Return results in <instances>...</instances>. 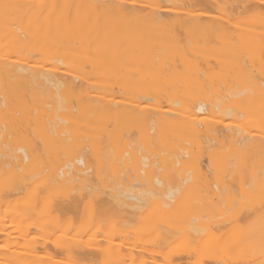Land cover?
I'll return each mask as SVG.
<instances>
[{
  "label": "bare ground",
  "instance_id": "obj_1",
  "mask_svg": "<svg viewBox=\"0 0 264 264\" xmlns=\"http://www.w3.org/2000/svg\"><path fill=\"white\" fill-rule=\"evenodd\" d=\"M261 1L0 0V119L4 122L8 118V126L13 119L14 125L24 129L38 123L48 126L45 129L50 134L44 128H38L43 132L35 128L45 137V141L37 143L39 148L35 140L41 136H36L34 144L25 137L26 143L22 144L23 137L20 135L19 140V135L14 133L20 143L15 139L16 143L11 144L8 138L14 130L7 134L10 136L5 141V123L2 126L5 129L1 127L0 175L7 170L14 179L11 183L7 180L9 183L0 184V264H91L96 258L104 264H128L127 261L159 264L154 260L147 262V258L137 263L139 258L132 254L140 250H136L139 243L134 244L136 248L133 245L136 241H132L130 247L125 245L130 238L125 243L115 242V237L126 238L131 234L126 226L130 220L123 216L125 226L122 229L114 226L120 230L108 231L103 219L108 215L104 217L103 214L108 213L109 208L115 212L112 214L115 219L118 217L116 211L120 216L129 213L135 218L146 210L159 212L150 224L152 232L156 233L155 239L150 241V252H146L149 244L145 247L147 250L138 251L147 253V257L161 248L190 240V244L188 241L189 245L186 244L188 248L185 246L186 250L177 252L166 264H182L184 259H197L204 253L201 264H235L232 257L238 251L249 257L242 264L251 261L255 264L257 260L264 264V241L260 239L264 236L261 233L259 238L258 232L255 233V229L260 232L259 225L264 223V217L259 219L264 215V202L241 212L244 217L235 215L236 220L245 216L256 220L260 214L256 220L260 221L259 225L256 223L258 228L252 221L236 240L204 239L201 242L200 239L203 232L219 230L233 218L226 217L231 213L228 212L227 219L220 217L219 222L217 218L215 222L213 215L217 213L211 211L221 204L227 208L234 203L236 195L232 192V182L237 172L241 175L246 171L247 178L250 176V180L242 184H246L247 196L253 190H264V166L260 165L264 160V129L261 135L255 133L264 127V54H260L264 51V1ZM169 4H178L179 8L184 5L190 13L187 9L178 11L177 6V11L171 10L173 7L167 8ZM198 8L203 11L198 13ZM212 10L217 14H210ZM170 13L175 14L171 17ZM247 15L259 21L256 26L263 32L260 28L255 31V20L251 18L252 27L249 21V27L245 26L246 21H240L244 23L240 26L236 24ZM200 28L206 29L207 34L201 36ZM144 30L146 35L141 33ZM196 37L199 41L193 39ZM252 53L258 54L259 57H252L259 60L252 58L251 61ZM243 56H249V60L244 58L245 62ZM255 60L260 62L254 63ZM28 102L33 104L32 108H28ZM255 104L258 108L254 113H259L258 109L262 112L248 117L252 111L249 106L255 107ZM14 106L25 111H16ZM12 107L18 112L15 116ZM78 127L83 128L84 133ZM17 130V133L22 132ZM139 140L146 148L140 146L143 144ZM142 148L145 153L140 152ZM252 156L262 160H252ZM51 158H55L54 161L48 162ZM36 166L43 170L29 172L30 167L36 170ZM219 169L221 173L226 172L227 180H220L216 175ZM209 170L216 176L210 175ZM111 172L113 179V175L109 176ZM40 175L45 178L42 188L38 187L41 191L36 193L37 190L29 188H35L33 185ZM76 179L78 183L75 184ZM142 183L149 189L136 188ZM98 185L109 193H105L108 200L106 197L107 201L100 202L94 209L95 219L92 214V222L84 218L88 222L86 225L82 219L84 227L80 220L83 228L79 225L80 231L72 232L71 236L68 232L59 233L75 226V221L66 220L65 216L76 212L85 195H94ZM57 186L66 187V193L70 189L69 193L73 191V194L55 205L51 202L56 199H49V196ZM26 189L34 193L28 198L29 202L21 199V207L15 201L17 204L13 206L18 207L11 208L13 199ZM66 193L64 195H69ZM237 201L234 204H238ZM192 202L198 204L195 210L182 215V209ZM45 203H49L47 208ZM210 216L212 218H208ZM205 218L212 220L209 222ZM93 221L95 227L97 224L101 230L105 227L100 239L104 247L84 245ZM12 229L17 237L12 235ZM114 229L112 227L111 231ZM32 231L34 234L40 232L41 244L37 237L30 238L34 236ZM252 232L257 236L253 237ZM248 237L259 240L250 241ZM245 238L251 243H246ZM124 249L132 253L126 254ZM220 252L228 257L221 259ZM57 254L64 255L63 261H58ZM240 258L236 259V264ZM45 259L50 262L44 263Z\"/></svg>",
  "mask_w": 264,
  "mask_h": 264
},
{
  "label": "rangeland",
  "instance_id": "obj_2",
  "mask_svg": "<svg viewBox=\"0 0 264 264\" xmlns=\"http://www.w3.org/2000/svg\"><path fill=\"white\" fill-rule=\"evenodd\" d=\"M127 1H133V0H127ZM257 1H259V0H257ZM260 1H261V0H260ZM263 1H264V0H262L261 2H263ZM165 5H166V4H165ZM174 6H175V8H176V6H177V8H179V7H178V4H175V5L173 4L172 6H170V4H169V7H167V8L171 9L172 7L174 8ZM179 6H180V5H179ZM181 6H182V8L180 7V8L178 9V11H180V9H182V10H183V9H184V10L187 9L186 6H184V5H181ZM165 7H166V6H165ZM170 7H171V8H170ZM183 7H185V8H183ZM173 8H172L171 10L177 11V8H176V9H175V8L173 9ZM196 9H197V8H196ZM187 10H188V9H187ZM187 10H186V12L189 14V13H190V12H189L190 10H188V11H187ZM200 10H202V9H200ZM200 10H199V8H198L197 12H198V11H199V12H202V11H203V10H202V11H200ZM215 10H216V9H215ZM212 11H213V10H212ZM191 12H193V11L191 10ZM199 12H198V13H199ZM194 13H196L195 10H194ZM209 13H210V14H214V13H216V12H214V11H213V12L209 11ZM171 14H173V16H174L175 13H170V15H171ZM216 14H217V13H216ZM167 15H169V14H167ZM170 15H169V16H170ZM182 15H183V14H182ZM173 16L171 15V17H173ZM180 16H181V15H180ZM183 16H184V15H183ZM238 18H239V17H238ZM242 18H243V20L239 19L238 21H239V22H240V21H244V23H245V21H246L247 24H245V26L247 25L248 27L250 26L249 22L252 24L251 20L254 19V18H252L251 16L249 17L248 15H247V16H242ZM249 18H251V20H250ZM236 20H237V19H236ZM254 20H255V19H254ZM254 20H253V21H254ZM238 21H237V22H238ZM247 21H249V22H247ZM239 22L236 23V24H239V26H240V24H242V25L244 24L243 22H240V23H239ZM236 24H235V25H236ZM248 24H249V25H248ZM253 24H255V25H254V26H255V31H256L257 29H258L257 31H259V28H260V27H258V26H259V21H258V23H257L256 20H255V22H253ZM253 24L251 25V27L253 26ZM257 24H258V26H256ZM247 26H246V27H247ZM196 29H197V28H196ZM196 29H193V30H196ZM202 29H203V28H202ZM197 30H198V29H197ZM204 30H205V31H204ZM204 30H201V28H200L199 32H200L201 36L207 34V33H205L207 30H206V29H204ZM260 30H262V28H260ZM145 31H146V30L142 31L141 33H142V34H145V33H146ZM147 31H148V30H147ZM202 31H204L203 34L201 33ZM257 31H256V32H257ZM149 32H150V30H149ZM207 32H208V31H207ZM260 32H261V31H260ZM262 32H263V30H262ZM139 33H140V32H139ZM192 33H194V32H192ZM195 33H196V32H195ZM147 34H148V33H147ZM197 34H198V36L200 35V34L198 33V31H197ZM197 34H196V35H197ZM256 34H257V33H256ZM258 34H259V32H258ZM145 35H146V34H145ZM145 35H144V36H145ZM192 35H194V34H192ZM192 35H191V36H192ZM196 35H195V36H196ZM259 35H260V34H259ZM227 36H228V35H227ZM227 36H226V37H227ZM192 37H193V36H192ZM192 37H191V38H192ZM226 37H225V38H226ZM256 37H258V36L256 35ZM225 38H224V39H225ZM193 39L196 40L197 37H196V38H193ZM226 39H227V38H226ZM253 39H255V38H253ZM257 39H258V38H257ZM197 40L199 41V39H197ZM126 44H128V43H126ZM126 44H124V47L126 46ZM130 44H131V43H130ZM127 46H128V45H127ZM128 48H129V47H128ZM128 48H127V49H128ZM131 48H132V46H131ZM129 49H130V48H129ZM262 52H263V54H264V51H261L260 54H262ZM252 54H253V53H252ZM252 54H251V56H250L251 58H249V59H252V58H253L252 56H258V57H259V55H258L257 53H256L257 55H254L255 53H254L253 55H252ZM245 56H246V55H245ZM262 56H263V55H262ZM248 57H249V56H247V58L243 56L242 59L246 58L247 61H248V60H249ZM258 57H257V58L254 57V58H255L256 60H259ZM254 58H253V59H254ZM253 59H252L251 61H253ZM262 59H263V58H262ZM244 60H245V59H244ZM256 60H255L254 63H256V62H260V61H256ZM260 60H261V57H260ZM263 60H264V59H263ZM247 61L245 60V62H247ZM255 65H256V64H255ZM257 65H258V63H257ZM262 65L264 66V64H262ZM259 66H260V65H259ZM257 67H258V66H257ZM262 68H263V67H262ZM260 69H261V68H260ZM263 69H264V68H263ZM242 77H243V79H245V78H244L245 76H242ZM237 78H239V77H237ZM246 80H247V78H246ZM239 81H240V80H239ZM243 82H244V81H242V83H243ZM240 83H241V82H240ZM245 83L247 84V82H245ZM245 83H243V84H245ZM26 99H27V101H31V100L29 99V97H26ZM31 102H32V101H31ZM31 102H28V108H29V107L32 108V105H33V104H32ZM142 103H143V102H142ZM146 103H147V102H146ZM143 104H145V102H144ZM256 105H257V104L254 105L255 107H253V106H249V107H251V110H252L253 112H252L250 109H247V107H246V109H247L248 111L250 110V111L252 112V113L249 112V115H250V116H248V117H251V116L253 117L254 115H259V114L262 112L260 109H258V112H259V113H256V114L254 113V111L258 108V106L256 107ZM15 106H17V105H15ZM15 106H14V108H16V111L19 110V112H21V113L25 111V110H22V111H21L20 108L15 107ZM25 106H26V105H25ZM259 106L261 107L262 105H259ZM26 107H27V106H26ZM26 107H24V108H25V109H28V108H26ZM262 107H263V109H264V106H262ZM12 108H13V107H12ZM12 108H11V109H12ZM14 108H13V111H15ZM255 108H256V109H255ZM22 109H23V108H22ZM242 109H245V106H243ZM263 109H262V110H263ZM16 111H15V114H13L14 116L17 115V113H18V112H16ZM263 111H264V110H263ZM256 112H257V110H256ZM19 114H20V113H19ZM18 116H19V115H18ZM7 119H8V118H7ZM7 119L5 120L6 122H5V121L3 122V120L0 119V131H2L3 127H6V136H7V134H10L11 131L14 130V131H12L13 134H10L12 137L14 136V137H13L14 139H13L12 137H9V138H8V136H10V135H8L7 137H6V136L4 137V138H6V139H4L5 141L7 140V138H8L9 140L11 139L10 141L7 140L8 143H11V144H12V143L14 144V143H16V142H17V144L20 143V142L17 141V140H18V136L16 137V135H14V133L17 134V135H19V140H21L22 137H23L22 139H24V138L26 137V138H25L26 140H28V139L30 138V139H31V140H30L31 143H33V144H34V139L37 138L38 135L41 136V137H38V138L35 140V144H36V145H37V143H38V144H41V142L45 141V137H44V136L42 137V133L39 132L41 129L39 130L38 128H42V129L44 128L43 130H46L45 128H47L48 126H47V127L42 126V125L40 126V125H38V123H37L36 125H34V124H33V125L30 124V125H32V126H29V125H28V127H30V128L27 127L26 129H24V127H21V126H19V128H18V127H17L18 125H14V123L16 124V122H15L13 119L10 120V121H12V122H11L12 124L9 123V126H8L7 123L9 122V120L7 121ZM13 122H14V123H13ZM240 122H241V121H240ZM1 123H2V124H1ZM3 123H5V125H4ZM3 125H4V126H3ZM10 125H13L14 127H13V126H10ZM2 126H3V127H2ZM7 126H8V128H10V132H7V131L9 130V129L7 128ZM1 127H2V129H1ZM119 127H120V126H119ZM119 127H117V128H119ZM31 128H33V129H31ZM35 128H37L39 131H37V129H35ZM4 129H5V128H4ZM4 129H3V130H4ZM17 129H19V132H20V131H22V132L17 133V132H18ZM29 129H30V130H29ZM47 129H48V128H47ZM78 129H79V131H81V130L83 131V128L80 129V128L78 127ZM85 129H86V128H85ZM85 129H84V130H85ZM259 129H261V130H259L260 132H258V131L256 132V131H255V133L261 135V134H262L261 131H262V129H264V127L261 126V128H259ZM15 130H16V131H15ZM26 130H27L28 133H27V132H24V131H26ZM43 130H41V131L43 132ZM72 130H73V129H72ZM74 130H75V129H74ZM74 130H73L74 133H79V131H78L77 129H76L75 131H74ZM86 130H87V129H86ZM86 130H85V131H86ZM89 130H90V129H89ZM116 130H117V129H115V132H116ZM123 130H124V129H123ZM123 130H121V132H122ZM33 131H34L35 133H34ZM46 131H47V130H46ZM48 131H49V130H48ZM48 131H47V134H49ZM70 131H71V130H70ZM91 131H92V130H91ZM2 132H3V131H2ZM29 132H30V133H29ZM112 132H114V131H112ZM118 132H119V131H118ZM118 132H117V133H118ZM121 132H120V133H121ZM4 133H5V131H4ZM25 133H27V134H25ZM39 133H40V134H39ZM83 133H84V131H83ZM86 133H87V131H86ZM124 133H125V132H124ZM23 134H25V135L23 136ZM30 134H31V135H30ZM34 134H36V135H34ZM2 135H3V134H1L0 136H2ZM20 135L22 136L21 138H20ZM43 135H44V134H43ZM45 135H46V133H45ZM49 135H50V134H49ZM118 135H120V134H118ZM36 136H37V137H36ZM116 136H117V135H116ZM32 137H33V139H32ZM1 138H2V137H1ZM27 138H28V139H27ZM43 138H44V140H43ZM15 139H16V142H15ZM25 139L23 140L24 142H23V141L21 142L22 144H23V143H26V142H25ZM141 139H142V137H141ZM145 139H146V137H145L143 140H145ZM12 140H13V142H11ZM32 140H33V142H32ZM39 140H40L41 142H40ZM139 141L141 142V140H139ZM39 142H40V143H39ZM46 142H47V141H46ZM140 142H137V144L140 145ZM145 142H146V141H145ZM0 144H1V143H0ZM6 144H7V142H5V144H3V145L5 146ZM11 144H9V145H11ZM90 144H91V143H90ZM141 144H143V143L141 142ZM144 144H145V143H144ZM144 144H143V146H142V145H140V146L146 148V145L144 146ZM91 145L94 147L93 143H92ZM91 145H90V146H91ZM14 146H15V145H14ZM37 146H38V145H37ZM39 146H40V145H39ZM39 146H38V147H39ZM92 146H91V147H92ZM98 146H99V145H98ZM91 147H90V148H91ZM96 147H97V146H96ZM141 147H140V148H141ZM39 148H41V147H39ZM86 148H87V150H88L89 146L86 147ZM145 148L140 149V152L145 153ZM92 149H93V148H92ZM94 149H95V148H94ZM96 149H97V148H96ZM39 150H42V149H39ZM88 151H90V150H88ZM88 151H87V153H88ZM91 151H92V150H91ZM39 152H40V151H39ZM92 152H93V151H92ZM40 153H42V151H41ZM51 155H53V156L55 157V154H51ZM239 155H241V154H239ZM42 156L44 157V155H42ZM53 156H51V157H53ZM241 156H243V155H241ZM43 157H42V158H43ZM48 157L50 158V156H48ZM56 157H57V155H56ZM56 157H55V158H56ZM59 157H61V156H59ZM253 157H254V156H252V158H253ZM45 158H46V156H45ZM55 158H53V159H55ZM248 158H249V157H248ZM254 158H256V157H254ZM254 158H253L252 160H255ZM262 158H264V157H262ZM53 159L51 158L50 161H49V159H48V162H52V161H54ZM39 160H41V157L39 158ZM42 160H43V159H42ZM260 160H262V159H260V158L257 157V160H255V161H260ZM35 162H36V161L34 160L33 163H35ZM37 162H40V161H37ZM204 162H207V161L205 160ZM260 162H261V163H260ZM260 162H259L260 165H263V166H264V160H262V161H260ZM262 162H263V163H262ZM13 163H14V162H13ZM252 163H253V162H252ZM257 164H258V162H256V164L253 163V165H255V166H258V165H259V164H258V165H257ZM15 165H16V164H15ZM33 165H34V164H33ZM36 167H37V166H36ZM38 169H39V170H40V169L43 170V168L40 167V166H39V168L37 167L36 170H35V168H34V170H33L32 167H30L28 170H29V172H31V171H32V172H37ZM117 170H122V169H121V168H118ZM221 170H222V169H219V171H218V170L215 171V172H218L216 175L220 178V180H221V179H224V178L226 179V172L223 171V172L221 173ZM210 171H211V170H209V172H208L209 174H210ZM39 172H40V171H39ZM112 172H113V171H112ZM112 172H111V173H112ZM117 172H118V171H117ZM211 172H212V171H211ZM245 172H246V171H245ZM245 172H244V173H245ZM40 173H42V172H40ZM113 173H114V172H113ZM113 173L109 175V176L113 175V176H112V179H113V177H114V174H113ZM223 173H225V176H223V175H224ZM244 173H242L241 175H238V174H240V172H237V173H236V176H235V178H234V181H235V182H232V184H233V185H232V186H233L232 188H233V189L230 187V188L232 189V192L235 193L234 195H236V196H235L236 198H235L234 203H236V201L238 200L239 202L237 201V203H238L239 205H238V204H234V203H232V204L230 203V204L228 205L229 207L227 206V208H226V206H223V207H222V204H221L220 206H218V209H217V208H216L215 210L212 209L213 211H211V212H213L214 214H215V211H216L217 214H215V215L210 214L211 216H212V215L214 216L213 219L215 218V222H216L217 219H218L217 222H219L220 217H221V218L224 217V218H222L223 220H224V219H227L226 217H228L229 220L231 219V217H233V218L231 219V221H228L229 223H228L227 225L225 224V227H223V228H221V229H219V230L213 229V230H209V231H207V232H203V233L201 234L202 236H200L201 242H202L204 239H208V240H217V241H218L219 239H220V240H221V239H224V240H226V241L236 240V238H238V237H240V236L242 235V232L244 231V229L246 230V229H247V226H250V225H251L252 221L255 222V225H256V226H257V224H258L257 222H260V221H256V220H258L257 218H259V217L261 216L260 214H259V216H258V215L256 216V220H253V219L250 220V219H247L246 216H245V218H243L245 214L243 215V214L241 213V212L244 213V212L246 211V209L248 210V208L251 207V205L256 206L257 204L259 205V203L261 204V203L264 202V190H261V189H263V188L259 189V190H261V192H260L259 190H258V191L253 190V192H252L250 195H248L249 197L245 194V192L247 191V190H246L247 188L245 189L244 185L246 186V184H244V185H242V184H243V183H246V180H248V179L250 180V176H249V178H247L248 175H246V174H244ZM81 174H82V173H81ZM148 174H151L150 171H149ZM212 174H213V176L215 175L214 172H212L210 175H212ZM247 174L250 175V173H247ZM82 175L85 176L84 173H83ZM86 175H87V174H86ZM89 175H90V174H89ZM115 175H116V174H115ZM119 175H121V174L119 173ZM145 175H146V173H145ZM145 175H144V176H145ZM216 175H215V176H216ZM237 175H238V176H237ZM144 176H143V177H144ZM151 176H152V174H151ZM153 176H154V175H153ZM41 177H42V176L40 175V177L38 176V178H36V179H37V180H36L37 183L35 182V185H33V186H35V188H34V187H33V188L30 187L29 189H32V191H34V192L37 190L36 193H37L38 191H41L40 189L38 190V187L41 186V188H42L43 180H44V178H45L44 176H43L44 178H43V177L41 178ZM88 177H89V176H88ZM147 177H148V176H147ZM39 178H40V179H39ZM77 178H78V176H77ZM114 178H115V177H114ZM153 178H154V177H153ZM155 178H156V176H155ZM155 178H154V179H155ZM227 178H228V177H227ZM13 179H14L13 175L10 174V172H7V170H5V172H4V173H1V175H0V184H6V182L9 183L8 181H10V183H11V182H13ZM78 179H79V178H78ZM78 179H76L77 181H75V184L78 183ZM143 179H144V178H143ZM146 179H147V178H146ZM146 179H145V180H146ZM151 179H152V177H151ZM225 179H224V180H225ZM7 180H8V181H7ZM41 180H42V181H41ZM145 180H144V181H145ZM226 180H227V179H226ZM249 180H248V181H249ZM5 181H6V182H5ZM34 181H35V180H34ZM144 181H143V182H144ZM147 181H148V180H146V182H147ZM149 181H150V179H149ZM151 181H153V180H151ZM151 181H150V182H151ZM248 181H247V183H248ZM37 184H38V185H37ZM239 184L243 187L242 190H245L244 193L241 191V192H242V195L239 194V193H241V192H240L241 188H240ZM144 185H145V183H144ZM144 185H143V183H142V186L137 185L136 188H137V189H141V188L143 187V188L146 189L148 186H145V187H144ZM36 186H37V187H36ZM98 186H99V185H98ZM100 186H101V185H100ZM100 186H99L98 188L101 189L102 186H101V187H100ZM62 187H63V188H61V186H57V188H61V189L58 190L57 188H54V189L50 192L52 196L50 195V196H49V199H52V198H53V200L56 199V200L54 201V203L51 202L52 204H55V205H56L57 202L63 203V201H64L63 199L65 198V196H70V195L72 196V194H73L72 192H73V191H72L71 194H70V193H69V192H70V189L68 188L69 190H68V192L66 193L67 188L65 187V188H66V190H65L64 186H62ZM238 187H239V189H238ZM98 188L95 189V191H94V195H92V193H89V192H88V193L91 194V196H90V195L88 196V194L85 195L86 198H83L82 204L78 207L79 209H78L76 212L73 211V212H71V213H68V214L65 216V217H66V220H68V219H70V218L73 219V220L75 221V226H74V224H73V227L71 226V229L67 230V229L64 228V229L60 230L59 233L62 232V233H65V234H66V233L68 232V235L71 236L70 234H73L75 231H80L78 228L81 229V227L84 225V222H85V225H86V223H88L87 221L89 220L90 217H92V216H90L91 214L93 215V217H94V219H95V217H96V215H97V212H96L95 210L99 207L100 202H102V201H105V202H106V201L108 200V197H107L106 195L109 193V192H108V191H109L108 189H105V188L102 187V189H104V190H102V189L100 190V189H98ZM143 188H142V189H143ZM29 189H26L25 192H24V190H23V192L21 193V195H19L18 197H15V200L12 198V199H13V202L11 203V204H12V205H11V208H13V207L17 208V207L20 206L21 204L23 205V202H24V201H28V202H29V199H28V198H31V197H32L31 195L34 194L33 192H32V194H31V190H29ZM142 189H141V191H142ZM147 189H149V187H148ZM236 189H237V190H236ZM107 190H108V191H107ZM143 190H144V189H143ZM26 191H27V192H26ZM64 191H65V192H64ZM52 192H53V193H52ZM101 192H102V193H101ZM103 192H104V193H103ZM106 192H107V194L105 195ZM255 192H256V193H255ZM25 193H26V194H29V195H26V196H25ZM50 193H49V194H50ZM59 193H62V194H59ZM65 193H66V194H69V195H64ZM254 193H255V194H254ZM260 193H261V194H260ZM99 194H101V195H99ZM243 194H245V195L243 196ZM257 194H258L259 196H258ZM60 195H61V196H60ZM103 195H104V196H103ZM234 195H232V196L234 197ZM20 196H21V197H20ZM55 196H56V198H55ZM92 196H93V197H92ZM58 197H59V198H58ZM106 197H107V200H106ZM237 197H238V199H237ZM262 197H263V199H262ZM16 198H17V199H16ZM25 198H26V199H25ZM91 198H92V199H91ZM241 198H242L243 200H242ZM249 198H250V199H249ZM21 199L23 200V202H22ZM27 199H28V200H27ZM84 199H85V200H84ZM86 199H87V200H86ZM258 199H259V200H258ZM260 199H262V200H260ZM17 200H18V201H17ZM92 200H93V201H92ZM15 201L18 202V204H17ZM19 201L22 202V203H20ZM50 201H52V200H50ZM258 201H260V202H258ZM55 202H56V203H55ZM64 202H65V201H64ZM244 202H245L246 204H245ZM256 202H257V203H256ZM13 203H14L15 205L17 204L18 206H17V207H16L15 205L13 206ZM60 203H58V204H60ZM240 203H241V204H240ZM45 204H46V206H45ZM45 204H44V206L47 208V204H49V203H45ZM22 205H21V206H22ZM82 205H83V207H81ZM196 205H198V204H197V203H193V202H192L189 206H188V204H186L187 207H186L185 209H182V215H183V214L186 215L187 212L189 213L190 211L193 212V210H195V209H193V208H194ZM232 205L234 206V208H232V207H233ZM241 205H242V206H241ZM12 206H13V207H12ZM21 206H20V207H21ZM44 206H43V207H44ZM94 206H95V207H94ZM238 206H239V207H238ZM240 206H241V207H240ZM45 207H44V208H45ZM150 208H151V207H150ZM229 208H230V210H229ZM41 209H42V207H41ZM94 209H95V210H94ZM111 209H112V208H109V211H110V212L107 211L109 214L106 213V212H104V214H103L104 217L108 215L107 217H105L106 219L103 218V216H102V218L104 219V224H105L104 226H105V227L107 226V230H108V228H109L108 231H110V232H113V231H114V232H115V229H116L117 227H119L120 229H122V228L125 226L124 223H123V222H124L123 220H124L125 217L122 218L123 216H127V218H129L130 221H135V222H130L129 220H127V222L129 221V223L131 224V225H130V224H126V226H128V227H129V230L131 231V234H130V235H128L126 238H125V237L122 238V237H120V236H118L117 238L115 237V240H116V241H115V240H114V241H115V242H118V241H119V242H123V243H125L124 241H125L127 238H130V239H127V240H126V244H125L126 246L130 247V246H132V245H130V244H132L131 242H132V241H136V243H133V245L139 243V244H137V247H138V248H136V246L134 245L135 248H136V250H138V249L142 250V249H145V247H147V245L149 244V251H148L147 249H145V250H147L146 252H150V249L152 248V247H151V243H150V241H151L152 239L154 240L155 237H156V236H155L156 233L152 232L153 229L151 230V227H152V226L150 227V224H151V225L153 224V223H151V222H153L152 220H153L156 216L158 217L157 213H159V212H158V211H155L154 209H152V210H148V211H147L146 208H144L146 211L142 212V215H140L141 213L139 214V215L141 216L142 219L140 218V216H139L138 214H137V215H138L139 217L136 215V216L138 217V219H137V217L135 218V217H133V216H134L133 214H130V215H129V213H122L123 215L120 216L121 213L119 214V213H117L116 210H114V211H116V215L118 214V217L115 216V217H117V219H115L114 216H113V215L115 214V212H113ZM147 209H149V208L147 207ZM192 209H193V210H192ZM226 209H228L229 211L226 210ZM234 209H235V210H234ZM238 209H241V210H239L241 214L237 211ZM244 209H245V210H244ZM91 210H92V211H91ZM93 210H94L96 213H95ZM233 210H234V211H233ZM222 211H223V212H222ZM236 211H237V212H236ZM93 212H94V214H93ZM145 212H146V213H145ZM192 212H191V213H192ZM228 212H231V213L229 214ZM233 212H234V213H233ZM179 213H181V211H180ZM218 213H219V214H218ZM224 213H225V214H224ZM227 213H228L229 215H228ZM235 213H239V214H235ZM112 214H113V215H112ZM124 214H125V215H124ZM189 214H190V213H189ZM226 214H227L228 216H226ZM233 214H234V215H233ZM94 215H95V216H94ZM128 215H129V216H128ZM131 215H133V216H131ZM235 215H239V216H242V215H243V217H242V218H241V217L239 218V216H236V217L239 218V220H238V219L236 220ZM99 216H100V214H99ZM119 216H120V217H119ZM211 216L208 217V218H212ZM215 216H216V217H215ZM217 216H218V217H217ZM225 216H226V217H225ZM251 216H252V215H251ZM130 217H132V220H131ZM157 217H156V218H157ZM263 217H264V215L261 216L259 219H262ZM84 218H86L87 221L84 220ZM112 218H113V219H112ZM216 218H217V219H216ZM248 218H249V217H248ZM254 218H255V217H254ZM64 219H65V218H64ZM82 219H83L84 221H83ZM90 219H91V218H90ZM135 219H136V220H135ZM140 219H141V220H140ZM205 219H206V218H205ZM233 219H235V220H233ZM80 220H81V225H82V221H83V225H82V226L79 224ZM92 220H93V219H91V220H89V221L92 222ZM110 220H111V221H110ZM116 220H117V221H116ZM125 220H126V218H125ZM137 220H138V221H137ZM139 220H140V221H139ZM203 220H204V218H203ZM206 220H207V219H206ZM210 220H212V219H208L207 221L211 222ZM119 221H121V222H119ZM213 221H214V220H213ZM263 221H264V218H263ZM93 222H94V225H93L92 223L89 222L90 225H93V226H92V227H89V228H90V231H89V232H88V230H87V233H86V236H85V244H84V245H86V246H88V245L91 246V245H92V246H95V247H97V246L100 247V246H99V244H100L101 246L104 247L105 244H104L103 241L100 240V239H102V235H101V233H102L103 229H105V227L101 230V228H99V225L97 224L96 227H95V224H96V223H95V221H93ZM106 222H107V223L109 222V223L107 224ZM110 222H111L112 225L110 224ZM114 222H115V223H114ZM203 222H205V220H204ZM116 223H118V225H117ZM225 223H226V222H225ZM256 223H257V224H256ZM113 224H116V225H113ZM119 224H120V225H119ZM134 224H137V226L134 225ZM253 224H254V223H253ZM79 225H80L81 227H80ZM108 225H109V226H108ZM146 225H147V226H146ZM148 225H149V226H148ZM255 225H254V227H255ZM258 225H259V224H258ZM114 226H117V227H114ZM260 226H261V227H260ZM83 227H84V226H83ZM83 227H82V228H83ZM93 227H94V229H93ZM112 227H113V229H114V228H115V229L111 231ZM133 227L135 228L134 230H133ZM136 227H137V228H136ZM148 227H149V230H147ZM259 227H260V228H258V226H257L256 228L260 229V232H259V230L256 231V229H255V233L258 232V234L256 233V234L258 235V237H259V236L261 237V235H259V234H261V233H262V236H264V223H263V224L260 223ZM91 228H92V229H91ZM119 228H117L116 231H117V230H120ZM131 228H132V229H131ZM136 229H137V231H136ZM63 230H64V232H63ZM71 230H73V231H71ZM132 230H133L134 232H136V233H134L133 235H132V233H133ZM34 231H35V230H34ZM70 231H71V232H70ZM91 231H92V232H91ZM250 231H251V230H250ZM252 231H253V230H252ZM32 232H33V231H32ZM72 232H73V233H72ZM90 232H91V234H90ZM95 232H96V234H98V235H96ZM97 232H98V233H97ZM13 233H14V230L12 229V235H14ZM39 233H40V232H39ZM39 233L37 234V233L35 232V234H34V232H33V234H34L35 237L33 236V237H30V238H35V239H36V237H37V241L40 242V243H39V242H38V243L41 244V243L43 242V240H40V237H41V236H40ZM253 233H254V232L251 233L253 237H254V236H257L255 233H254V235H253ZM16 234H17V233H16ZM16 234H15L14 236L17 237L18 235H16ZM88 234H90V235H88ZM94 234H95V235H94ZM240 234H241V235H240ZM251 234H248V235H251ZM91 235H92V236H91ZM14 236H13V237H14ZM97 236H98V237H97ZM129 236H131V237H129ZM152 236H153V238H152ZM252 236H251V237H252ZM90 237H91V238H90ZM95 237H96V240H97V241L95 240ZM244 237H246V236H244ZM258 237H257V238H258ZM260 237H259V238H260ZM103 238H105V237L103 236ZM131 238H132V239H131ZM133 238H134V239H133ZM248 238H249V237H248ZM257 238H256V237H255L254 239L251 238V240H250V238H249L248 240L252 241V239H253V241H254V240H256ZM259 238H258L257 240H259ZM41 239H42V238H41ZM87 239H88V240H87ZM136 239H137L138 241H137ZM245 239L247 240V238H245ZM260 239H262V242L264 241L263 237L260 238ZM99 240H100V241H99ZM224 240H223V241H224ZM242 240H243V238H242ZM246 240H244V242H246ZM248 240H247L246 243L249 242ZM257 240H256V241H257ZM37 241L35 240L36 243H37ZM86 241H87V243H86ZM95 241H96V242H95ZM127 241L130 242V243L127 244V243H128ZM141 241H142V242H141ZM185 241H186V242H185ZM185 241L177 242V244H173V246H170V247L161 248V250L159 249L156 253H154V255L151 254L150 257H147V256H149V255H148L147 253H145V252H144V253H143V252H141V253L139 252V253H138V251H140V250H138L137 252H135L136 254L134 253V251H133V253H132L131 250L129 251L128 249H124V250L126 251V254L132 253L133 255H135L136 258L138 257L139 259L137 258V259H138V260H137V263L140 261V259H143V261H144V258H147V259H148L147 262H149V261L151 262V261L154 260L155 262L158 261L157 263H159V264H166V260H168L170 257H174V256L176 255L177 252H180V251L186 250L187 245L190 244V240H185ZM187 241L189 242V244H188ZM89 242H90V244H89ZM183 243H184V244H183ZM249 243H251V242H249ZM94 244H95V245H94ZM181 244H182V245H181ZM186 244H187V245H186ZM49 246H51V245L49 244ZM49 246H48V247H49ZM92 246H91V247H92ZM142 246H144V248H143ZM185 246H186V247H185ZM263 246H264V244H263ZM133 248H134V247H133ZM187 248H188V247H187ZM263 248H264V247H263ZM263 248L261 247V249H263ZM164 249H165V250H164ZM124 250L122 251V253H124ZM145 250H143V251H145ZM127 251H128V253H127ZM218 253H219V251H218ZM237 253H238V254H239V253L242 254V251H238ZM237 253H234V254H235V257L230 256V257H232V258H235V264H236V259H237V258H240V257H238V254H237ZM244 253H245V252H244ZM124 254H125V253H124ZM137 254H138V255H137ZM139 254H140V255H139ZM141 254H143V256H142ZM144 254H147V255H144ZM177 254H178V253H177ZM216 254H217V253H216ZM216 254H215V255H216ZM221 254H222V253L220 252V256H221ZM236 254H237V257H236ZM215 255H214V256H215ZM244 255H245V254H244ZM244 255H243V254L241 255V258H242V256H243L244 258H242V259L240 258L239 262L237 261L238 264H239V263L242 264L245 260H247V257H248V256H246V255L244 256ZM203 256H205V253H204L203 255H202V254L199 255V257H197V259H196V258H195V259L193 258V260H192V258H189L190 260H189V259H184V260H183L184 262H183V261H182V262H183L184 264H201V263L203 262V259H204ZM220 256L218 255V258H219ZM225 256H226V254H225V255L222 254V258H221V257H220V258H221V259H225V258L228 257V256H227V257H225ZM239 256H240V255H239ZM141 257H142V258H141ZM245 257H246V259H245ZM56 258L59 259V260L57 259L58 261H63V259H64V255H62V254H59V255H58V254H57V257H56ZM199 258H200V259H199ZM201 258H202V259H201ZM248 258H249V257H248ZM65 259H66V258H65ZM172 259H173V258H172ZM255 259L257 260V258H255ZM255 259H254V260H255ZM259 259H262V258H259ZM93 260H94V261H93ZM93 260H92L93 262H91V264H104V263L100 262V260H97V258H96V259H93ZM145 260H146V259H145ZM191 260H192V261H191ZM237 260H238V259H237ZM248 260H249V259H248ZM64 261H66V260H64ZM259 261L262 262V260H259ZM43 262H44V263H48V262H50V261L47 260V259H45V260H43ZM125 262H126V261H125ZM135 262H136V261H135ZM257 262H258V260H257ZM257 262H254V263L256 264ZM260 262H258L257 264H259ZM126 263L131 264V263L128 262V261H127ZM179 263L181 264V262H179ZM179 263H178V264H179ZM183 263H182V264H183ZM89 264H90V263H89ZM105 264H109V263H108V262H105ZM148 264H151V263H148ZM250 264H253V261H251ZM260 264H261V263H260Z\"/></svg>",
  "mask_w": 264,
  "mask_h": 264
}]
</instances>
